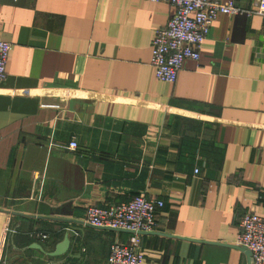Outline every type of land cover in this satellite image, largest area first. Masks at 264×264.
Instances as JSON below:
<instances>
[{
    "label": "crops",
    "instance_id": "0c3cea01",
    "mask_svg": "<svg viewBox=\"0 0 264 264\" xmlns=\"http://www.w3.org/2000/svg\"><path fill=\"white\" fill-rule=\"evenodd\" d=\"M234 1L251 13L219 14L169 84L150 65L166 3L0 0V264H106L129 233L84 211L137 194L163 201L142 264H247L240 217L264 218V15Z\"/></svg>",
    "mask_w": 264,
    "mask_h": 264
},
{
    "label": "built area",
    "instance_id": "2783aa9c",
    "mask_svg": "<svg viewBox=\"0 0 264 264\" xmlns=\"http://www.w3.org/2000/svg\"><path fill=\"white\" fill-rule=\"evenodd\" d=\"M146 1L166 3L174 9L166 24L154 31L150 56L155 77L169 84L175 82L185 60L199 61L201 45L219 14L251 13L237 6L234 0ZM255 11L264 15V0H258ZM10 48V43L0 40V81L5 76L4 65ZM75 146V141L70 139L67 148L73 150ZM162 206L160 199L137 194L128 201L106 207H86L83 223L98 229H119L129 233L125 241L115 240L110 244L106 264H142L141 235L154 230L156 212ZM4 231L11 230L4 227ZM30 236L45 239L40 233ZM236 243L251 252L252 264H264V218L254 212L244 213L239 220Z\"/></svg>",
    "mask_w": 264,
    "mask_h": 264
},
{
    "label": "water",
    "instance_id": "95a60500",
    "mask_svg": "<svg viewBox=\"0 0 264 264\" xmlns=\"http://www.w3.org/2000/svg\"><path fill=\"white\" fill-rule=\"evenodd\" d=\"M108 230H114V231H123V230H117V229H108ZM67 237H66V234L63 236L62 240L57 243L55 246H54V250L49 252V255L50 256H57V255H61L64 253V251L66 250V246H67ZM247 255L248 257V262L247 264H252V258H251V252L249 250H247L244 246H241L240 247Z\"/></svg>",
    "mask_w": 264,
    "mask_h": 264
},
{
    "label": "trees",
    "instance_id": "16d2710c",
    "mask_svg": "<svg viewBox=\"0 0 264 264\" xmlns=\"http://www.w3.org/2000/svg\"><path fill=\"white\" fill-rule=\"evenodd\" d=\"M36 232H39V231H36ZM39 233L45 235V238H46V236H47L46 234H47V233H45V232H43V231H40Z\"/></svg>",
    "mask_w": 264,
    "mask_h": 264
}]
</instances>
